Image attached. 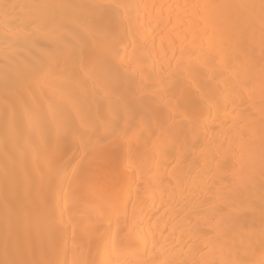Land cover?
<instances>
[{
  "label": "bare ground",
  "instance_id": "obj_1",
  "mask_svg": "<svg viewBox=\"0 0 264 264\" xmlns=\"http://www.w3.org/2000/svg\"><path fill=\"white\" fill-rule=\"evenodd\" d=\"M0 264H264V0H0Z\"/></svg>",
  "mask_w": 264,
  "mask_h": 264
},
{
  "label": "snow or ice",
  "instance_id": "obj_2",
  "mask_svg": "<svg viewBox=\"0 0 264 264\" xmlns=\"http://www.w3.org/2000/svg\"><path fill=\"white\" fill-rule=\"evenodd\" d=\"M15 5H13L12 7H14ZM4 7H8L7 5H5Z\"/></svg>",
  "mask_w": 264,
  "mask_h": 264
}]
</instances>
